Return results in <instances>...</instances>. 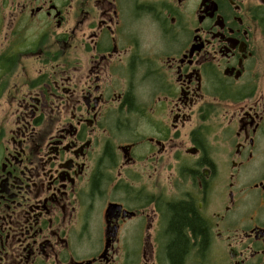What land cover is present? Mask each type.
Listing matches in <instances>:
<instances>
[{"label": "flooded vegetation", "instance_id": "flooded-vegetation-1", "mask_svg": "<svg viewBox=\"0 0 264 264\" xmlns=\"http://www.w3.org/2000/svg\"><path fill=\"white\" fill-rule=\"evenodd\" d=\"M180 202L264 264V0H0V264H170Z\"/></svg>", "mask_w": 264, "mask_h": 264}, {"label": "trees", "instance_id": "trees-1", "mask_svg": "<svg viewBox=\"0 0 264 264\" xmlns=\"http://www.w3.org/2000/svg\"><path fill=\"white\" fill-rule=\"evenodd\" d=\"M167 212L169 213L166 214L167 231L170 240L166 254L170 264H181L190 246L189 237L191 236L194 241L197 236H200L201 240L205 237L203 225L194 214L191 202L170 203Z\"/></svg>", "mask_w": 264, "mask_h": 264}, {"label": "rangeland", "instance_id": "rangeland-1", "mask_svg": "<svg viewBox=\"0 0 264 264\" xmlns=\"http://www.w3.org/2000/svg\"><path fill=\"white\" fill-rule=\"evenodd\" d=\"M191 126H192L191 123L186 124L185 128L182 129L181 133L187 132L190 129ZM132 247L133 248L135 247V242L134 241L132 242ZM186 264H204V263H203V260H199V259L196 260V258H194V256H192V257L187 259Z\"/></svg>", "mask_w": 264, "mask_h": 264}, {"label": "bare ground", "instance_id": "bare-ground-1", "mask_svg": "<svg viewBox=\"0 0 264 264\" xmlns=\"http://www.w3.org/2000/svg\"><path fill=\"white\" fill-rule=\"evenodd\" d=\"M190 251H191V250L188 249V251L185 253V255H184L185 258H184V256H183L181 264H186V261H187V259L189 258V257H188V258L186 259V255H187ZM167 258H168V257H167ZM168 259H169V258H168Z\"/></svg>", "mask_w": 264, "mask_h": 264}]
</instances>
